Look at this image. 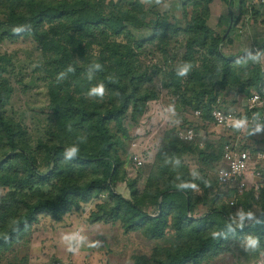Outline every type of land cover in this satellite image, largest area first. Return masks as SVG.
I'll return each mask as SVG.
<instances>
[{"label": "rangeland", "instance_id": "obj_1", "mask_svg": "<svg viewBox=\"0 0 264 264\" xmlns=\"http://www.w3.org/2000/svg\"><path fill=\"white\" fill-rule=\"evenodd\" d=\"M9 1L0 0V11ZM66 1L74 8L81 1L93 3V0ZM95 1L97 5H101L105 18L115 15L125 26L123 35L112 40L133 48V56H130L135 68L145 75L143 93L150 96L141 106L139 115L127 113L121 127L113 123L109 125L111 153L121 164L113 190L126 199L135 198L151 214L156 210V204L152 200L155 188L161 186L165 178L180 181L184 177L183 169H186L188 175L195 180L189 184L195 203L191 215L196 219L207 214L211 209V202L205 198L197 182L205 173L213 172L214 166L211 164L215 161L208 162L189 147L175 143L172 135L194 125L196 139L209 141L211 159L215 158L216 148L221 140L235 141L251 155L248 173L243 177L246 185L243 193L253 189L254 200L258 201L259 188H264V175L254 179L250 173L254 168L262 170L264 165L261 160L264 155V122L259 132H248V129L238 140L215 129L211 121L203 123L193 117L192 109L187 103L214 101L215 107L241 114L245 112L246 96L258 90L260 85L264 89V8L253 0H213L212 3L209 0H159L158 3L157 0ZM216 7L221 11L219 27L215 26L214 16L212 19L216 34L220 37L228 15L232 30L230 28V33L222 38V44L215 50L227 57L250 50L254 54L232 65L231 74L223 87H215L212 93L207 90L201 94L200 88L194 90L190 85L189 74L203 70L211 63L219 75L221 72L220 61L215 54H209L214 51L210 44L213 39L211 35L208 34L206 39H199L206 34L203 21L208 10L211 8L215 11ZM76 21V17H73L56 25H44L40 29H43L40 32L42 36L38 39H44L43 45L49 42L47 48L38 44L33 37L0 41V57L10 62L3 76L12 87L5 112L27 131L34 143L39 139L48 140L51 134L58 132L59 117L54 97L61 102L65 93L72 91L75 99L86 96L90 105L92 102L101 103V98L107 96L105 91L103 97L89 95L90 90L96 87V79L87 70L90 66L89 59L96 65L101 55L100 49L93 42L81 58L80 51L68 45L70 42H77L80 37L85 38L84 34L77 35L79 23ZM72 30L75 32L71 33ZM154 30L155 34L152 33ZM44 34L46 38H43ZM70 37L73 39H69ZM49 39H53V45ZM89 41L92 40L85 38L82 47ZM99 42L100 38H97L95 43ZM69 61L77 63L79 69L72 67ZM186 65V74L177 75ZM68 70L79 75L72 78ZM255 73L262 76L260 82L256 86H246ZM175 80L178 89L168 86ZM256 111L264 117V105ZM133 157L141 161V167L135 168L132 165ZM125 180L128 185H125ZM7 190L0 188V197ZM132 191H135L133 197ZM249 199L250 197L245 203ZM255 201L251 202L250 207L253 215L258 214L261 208ZM111 207L112 203L104 193L89 203L82 204L78 210L62 216L58 222L41 216L33 231L11 246L6 253H0V257L6 263L26 262L25 264H146L157 250L164 249L171 243V231L162 240L150 239L144 228L126 231V218L108 224L90 222L93 215H103ZM97 242V247L90 246ZM235 245H231L232 251L229 254L213 257L205 264H246L239 255L242 249ZM70 247L76 250L69 251ZM261 257L263 255L259 254L256 259ZM256 259L250 260V263H254Z\"/></svg>", "mask_w": 264, "mask_h": 264}, {"label": "trees", "instance_id": "obj_2", "mask_svg": "<svg viewBox=\"0 0 264 264\" xmlns=\"http://www.w3.org/2000/svg\"><path fill=\"white\" fill-rule=\"evenodd\" d=\"M61 1L10 0L0 11V41L33 37L38 44L43 45L44 39L38 37L42 36L40 32L43 29H40L44 25H56L76 17L79 23L77 35L84 34L85 38L92 41L82 47L85 38L80 37L77 42H70L68 45L78 49L81 58L93 42L100 49L101 55L96 63L100 67L97 68L92 59H89L90 66L87 70L96 79L95 86L103 85L107 96L101 98V103L92 102L90 105L86 96L75 99L72 91L66 92L61 102L54 97L59 117L58 132L51 134L48 140L39 139L34 143L27 131L6 115L12 87L3 75L10 62L0 57V188L8 189L0 197V253H6L11 246L30 234L41 216L58 222L70 211L78 210L82 204L106 193L112 207L103 215H93L90 219L92 224L114 223L126 218V231L144 228L146 235L153 240H162L168 232H172L168 247L157 250L146 264H205L213 257L229 254L232 244L240 245L242 252L239 255L246 264H256L257 256L264 255V188L260 186V195L258 201H255L253 189L238 195L236 189L217 183L219 170L225 169L222 160L223 146L226 143L224 140L219 142L217 148L214 146L216 155L211 159L209 141H205L204 147L200 148L198 139L183 142L177 138V132L172 134L175 143L189 147L208 162L215 161L211 164L214 166L213 172L205 173L197 182L205 198L211 202L210 211L201 218L195 219L191 215L195 203L189 184L195 180L188 175L186 169H183L185 173L180 181L165 178L161 186L155 188L152 200L156 204V210L151 214L135 198L126 199L113 190L112 186L121 164L111 153L109 125L113 123L121 127L127 113H141V106L150 98L142 90L145 75L135 68L131 57L133 48L112 40L123 35L125 31V26L115 15L105 18L101 5H97L95 0L93 3L81 1L75 8L68 5L66 0ZM209 2L212 3L213 0ZM229 16L225 19V29L220 37L216 34V29L212 30L207 26L209 10L203 21L207 35L199 39H206L208 34L211 35L213 39L210 44L214 51L209 54L216 55L221 64V72L219 75L211 63L203 70L189 74L190 85L194 90L200 88L201 94L207 90L212 93L215 87H223L231 74L232 65L254 54L250 50L227 57L215 50L222 44V38L230 33ZM16 28H21V31L15 32ZM74 32L75 30L71 31ZM155 32L156 30L152 33ZM44 37L46 38L45 34ZM97 38H100L99 43H95ZM49 40L53 45V39ZM47 45L49 42L43 47L47 48ZM69 62L72 67L79 69L77 63ZM57 63L61 64L60 61ZM68 72L72 78L79 75L75 71ZM252 77L246 86H256L262 78L259 73ZM168 86L178 89L176 80ZM258 87L260 88L248 94L246 99L254 93L264 98V89H261V85ZM187 105L192 109L191 112L200 111L205 121H210V113L215 107L214 101L199 104L188 102ZM72 147L78 148V152L75 157L66 159L65 152ZM132 165L137 168L133 163ZM127 182L125 180V185H128ZM132 185L133 183L130 187ZM134 194L135 191H132V197ZM248 197L249 202L245 203ZM232 200L233 206L230 205ZM253 201L261 207L255 215L250 211ZM241 214L245 217L243 221L239 219ZM235 221L240 222L239 225ZM214 232L220 235L213 238ZM249 237L259 240V246L255 250H246ZM254 259L256 261L250 263ZM25 263H6L0 257V264Z\"/></svg>", "mask_w": 264, "mask_h": 264}, {"label": "built area", "instance_id": "obj_3", "mask_svg": "<svg viewBox=\"0 0 264 264\" xmlns=\"http://www.w3.org/2000/svg\"><path fill=\"white\" fill-rule=\"evenodd\" d=\"M258 5L264 8V0H253ZM264 100L257 94H252L246 101L245 112L239 114L233 111H225L218 107H214L210 113V121L215 129L221 130L227 133L229 137L240 140L242 135L247 133L248 129L253 132H259L264 122V117L261 113L256 110L263 108ZM193 117L198 119L200 122L206 123L202 119L200 111H193ZM244 121V125L237 129L234 127L236 121ZM195 126H187L183 130H178L176 136L183 142H193L197 137L195 133ZM259 128V131H257ZM204 141L199 142V147H204ZM222 160L225 164V169H221L217 175V183L220 186L236 189L238 194H242L245 189V183L243 177L248 173L249 165L252 161L251 155L240 148L239 144L235 141L230 140L224 143L223 146ZM261 160L264 161V155L261 156ZM132 163L138 168L141 167L142 163L137 157H133ZM251 172V176L254 179H259L264 173V165L262 170L260 168H254ZM261 170V171H260ZM230 205H234V201L230 202ZM256 264H264V258H259Z\"/></svg>", "mask_w": 264, "mask_h": 264}, {"label": "clouds", "instance_id": "obj_4", "mask_svg": "<svg viewBox=\"0 0 264 264\" xmlns=\"http://www.w3.org/2000/svg\"><path fill=\"white\" fill-rule=\"evenodd\" d=\"M158 2H159V0H157V3ZM14 31L18 33V32L21 31V28H16V29H14ZM96 67L99 68L100 65L97 64ZM186 72H187V65L183 69H181V71H179L177 73V75L184 76L186 74ZM103 94H104V87H103V85H98V86L92 88L90 90V92H89V95L90 96H100V97H103ZM243 125H244V121L243 120H240V121H236L235 122L234 127L237 128V129H239ZM257 131H259V128H257ZM77 152H78V148H76V147H72L70 149H67L66 152H65L66 159H71V158L75 157L76 154H77ZM248 215L250 217L251 216V213H249ZM244 218H245L244 217V214H241L239 216L240 221H243ZM212 235H213V238H217V236H219L220 233L214 232ZM65 239H69V237H65ZM79 239H82V238H79ZM90 246L91 247H97L98 246V242L95 243V244H92ZM258 246H259V240H258V238H253V237L247 238L246 250H248V249L255 250ZM75 250L76 249H74V248H71V247L69 248V251H75Z\"/></svg>", "mask_w": 264, "mask_h": 264}, {"label": "crops", "instance_id": "obj_5", "mask_svg": "<svg viewBox=\"0 0 264 264\" xmlns=\"http://www.w3.org/2000/svg\"><path fill=\"white\" fill-rule=\"evenodd\" d=\"M213 16H214V18H215V20H216V21H215V26L220 25V23H219V19H220V17H221V11H220V8H219V7H216V8H215V11H213V10L210 8V18H209V20H208V22H207V26H208L210 29L215 30V26H214V24H212ZM235 247L238 248V247H240V245L236 244ZM261 258H264V255H263V257H261Z\"/></svg>", "mask_w": 264, "mask_h": 264}, {"label": "water", "instance_id": "obj_6", "mask_svg": "<svg viewBox=\"0 0 264 264\" xmlns=\"http://www.w3.org/2000/svg\"><path fill=\"white\" fill-rule=\"evenodd\" d=\"M228 32V31H227Z\"/></svg>", "mask_w": 264, "mask_h": 264}]
</instances>
